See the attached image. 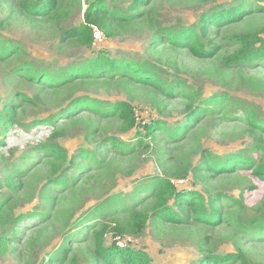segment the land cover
<instances>
[{
	"label": "rangeland",
	"instance_id": "rangeland-1",
	"mask_svg": "<svg viewBox=\"0 0 264 264\" xmlns=\"http://www.w3.org/2000/svg\"><path fill=\"white\" fill-rule=\"evenodd\" d=\"M23 1L0 0V43L22 48L0 57V111L9 101L16 107L12 128L0 135V198H6L0 236L12 237L0 264H42L47 259L52 264H72L74 259L93 264L96 231L116 217L96 218L90 209L116 200L120 208L135 204L152 216L154 199L140 189L157 175L181 190H197L206 201L211 194L220 196L218 221L196 222L191 210L186 223L151 218L139 235L106 232L105 247L144 251L150 264H198L205 255L238 252L250 264H264V232L254 222L264 218V179L255 171L264 164V151L254 149L257 140L264 142V130L254 127L252 136L246 119L254 111L264 123V59L244 66L225 63L242 47L239 35L264 40V0L246 3L250 14L241 21L212 27L208 39L216 47H209L204 57L170 43L166 30L197 25L212 6L235 0H143L136 9L135 0H105L133 19L112 37L101 31L91 47L63 33L84 24L87 5L94 0H58L50 16L29 14ZM100 54L155 65L157 74L171 83L172 94L123 76L56 78L70 64L77 67ZM29 63L51 77L28 79L23 68ZM192 91L200 93L195 100L185 96ZM215 96L206 111L188 121L191 106ZM76 98L107 105L126 102L137 125L124 133L115 115L103 118L74 109ZM159 122L166 129H157L154 139L146 136L147 128ZM186 123L178 137L170 136L171 129ZM140 133L145 143L136 146ZM112 138L130 149L118 148ZM53 145L65 150L67 161L45 151ZM85 152L90 154L83 157ZM240 153L252 163L230 171L208 168V162L224 163ZM185 169L189 175L180 178L177 170ZM248 224L253 226L246 228Z\"/></svg>",
	"mask_w": 264,
	"mask_h": 264
},
{
	"label": "trees",
	"instance_id": "trees-1",
	"mask_svg": "<svg viewBox=\"0 0 264 264\" xmlns=\"http://www.w3.org/2000/svg\"><path fill=\"white\" fill-rule=\"evenodd\" d=\"M209 1V0H208ZM257 0H235L229 4H216L212 6L209 12L201 15L197 25L183 29H171L166 30V37L170 43L179 46L187 47L193 51L198 57H204L210 54L209 47H216L214 42L208 39V33L212 27H222L236 23L244 19V17L250 14V11L246 8V3ZM58 0H25L22 2L23 9L29 14H35L37 16H50L57 7ZM139 2L143 0H135L133 9H136ZM133 19V15L128 14L120 9H113L107 4L105 0H94L89 2L84 15V24L80 27H74L69 30H65L63 33L64 38H71L80 45L91 47L94 41V27H97L99 31L104 32L107 37H112L117 34L118 30L122 26ZM237 40L241 42L242 47L230 55L225 63L227 65L235 64L236 66L249 65L258 60L264 59V40L252 37L251 35H239ZM21 46L17 45L6 47L0 43V57L9 56L11 52H21ZM17 50V51H16ZM26 77L32 80H48L51 76L48 71H38L37 67L33 63H29L24 68ZM113 77L123 76L134 79L137 82L153 86L155 88H162L165 93L170 96L171 83L164 81L156 72L155 65L148 62H138L130 59H118L111 58L106 55L100 54L96 57L87 59L80 63L77 67L70 64L69 67L59 72L56 75L57 79L70 80L73 77L76 78H88V77ZM33 77V78H31ZM51 80V79H50ZM187 98L190 100L197 99L200 96L199 91H192L188 93ZM224 99H228L224 94ZM217 97L212 99H206L202 104L197 105V108L190 107L191 116L188 121L196 119L200 113L207 110ZM74 103V109L83 108L85 111L98 112L103 118L110 116H117L121 119V130L124 133H129L135 129L137 125V118L132 111L130 104L126 102H116L108 104L105 101L97 99H80L76 98L72 101ZM194 108V109H192ZM16 115V107L14 103L9 101L7 108L0 111V135L4 136L13 125L14 116ZM247 121L251 125V135L255 137L254 127H261L264 130V123H261L259 116L251 111L247 114ZM47 123V122H46ZM187 123L184 126H177L170 130V136L172 138L178 137L187 127ZM166 129L163 123L149 126L145 135L155 138L156 130ZM256 139V138H255ZM112 143L123 151H128L130 148L123 145L121 141L112 138ZM145 143L143 134H139L136 146L143 145ZM254 149L264 151V142L256 141ZM46 152L52 156L57 157L60 161H67V153L59 145H53L45 149ZM88 152L82 154L87 156ZM207 163V162H206ZM243 163H252L251 158H245L241 153L228 156L224 163L219 161L216 164L207 163L208 168L215 171L234 170L237 166ZM195 173L198 174L197 168H193ZM180 178H186L189 175L188 169H185L182 173L177 170ZM206 171V170H205ZM255 171L258 175L264 179V164L256 166ZM200 175H198L199 177ZM140 190H143L146 194L150 193V198L154 199L152 204L153 215L136 210L135 204L121 207L119 203L110 201L109 203L98 204L90 209V215L96 218H105L115 216L114 221L106 223L102 229L96 231L97 234V247H96V259L93 264H150V258L144 251H123L119 248H107L104 246L102 238L108 231H115L119 234L139 235L143 228L146 226L148 220L151 218L168 220L176 223H186L189 219V210L192 211L193 219L199 223L215 224L219 219V207L218 202L220 196L215 197L211 194L210 198L205 199L204 195L197 190H181L175 186L170 178L161 177L159 175L150 177L147 184ZM139 190V191H140ZM138 191V192H139ZM6 198H0V208L6 203ZM3 205V206H2ZM188 210V212H187ZM255 225L261 231L264 232V218H256L254 220ZM253 226L251 224L247 225ZM12 237L7 234L0 236V256L5 257L8 253V246ZM116 260H118L116 262ZM240 262V264H250L248 259L242 252L236 254H227L223 257H219L213 254L205 255L202 257L198 264H222L224 262ZM50 259L45 260L42 264H52ZM72 264H80L77 259H74Z\"/></svg>",
	"mask_w": 264,
	"mask_h": 264
},
{
	"label": "built area",
	"instance_id": "built-area-1",
	"mask_svg": "<svg viewBox=\"0 0 264 264\" xmlns=\"http://www.w3.org/2000/svg\"><path fill=\"white\" fill-rule=\"evenodd\" d=\"M101 31L98 30L97 27H94V34H95V37L96 35L98 36V34H100Z\"/></svg>",
	"mask_w": 264,
	"mask_h": 264
}]
</instances>
